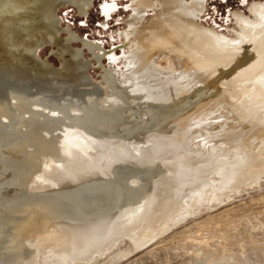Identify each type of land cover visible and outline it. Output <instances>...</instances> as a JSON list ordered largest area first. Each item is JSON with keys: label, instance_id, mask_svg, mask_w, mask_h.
Wrapping results in <instances>:
<instances>
[{"label": "water", "instance_id": "1", "mask_svg": "<svg viewBox=\"0 0 264 264\" xmlns=\"http://www.w3.org/2000/svg\"><path fill=\"white\" fill-rule=\"evenodd\" d=\"M264 163V0H0V264H122Z\"/></svg>", "mask_w": 264, "mask_h": 264}, {"label": "rangeland", "instance_id": "2", "mask_svg": "<svg viewBox=\"0 0 264 264\" xmlns=\"http://www.w3.org/2000/svg\"><path fill=\"white\" fill-rule=\"evenodd\" d=\"M122 264H264V174L218 212Z\"/></svg>", "mask_w": 264, "mask_h": 264}, {"label": "bare ground", "instance_id": "3", "mask_svg": "<svg viewBox=\"0 0 264 264\" xmlns=\"http://www.w3.org/2000/svg\"><path fill=\"white\" fill-rule=\"evenodd\" d=\"M264 174V163L259 167V169L245 182L247 184V182L250 185H254L255 183L258 182L259 178L261 177V175Z\"/></svg>", "mask_w": 264, "mask_h": 264}]
</instances>
